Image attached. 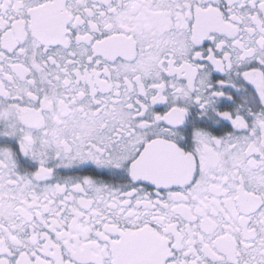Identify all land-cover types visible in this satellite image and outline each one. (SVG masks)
I'll return each instance as SVG.
<instances>
[{
  "label": "snow or ice",
  "instance_id": "1",
  "mask_svg": "<svg viewBox=\"0 0 264 264\" xmlns=\"http://www.w3.org/2000/svg\"><path fill=\"white\" fill-rule=\"evenodd\" d=\"M0 264H264V0H0Z\"/></svg>",
  "mask_w": 264,
  "mask_h": 264
}]
</instances>
